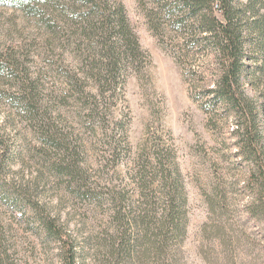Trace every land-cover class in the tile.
<instances>
[{
	"label": "rangeland",
	"instance_id": "obj_1",
	"mask_svg": "<svg viewBox=\"0 0 264 264\" xmlns=\"http://www.w3.org/2000/svg\"><path fill=\"white\" fill-rule=\"evenodd\" d=\"M238 1L253 6L245 91L262 109L264 134V0ZM123 2L149 58L128 70L118 102L99 116L88 114L85 98L61 95L63 76L79 58L64 34L56 41L39 20L0 4V52L14 49L22 76L39 79L40 105L69 150L48 151L69 165L65 175L50 171L34 150L35 122L16 99L17 79L1 75L0 264H61L60 245L40 215L71 236L77 264H264L260 184L250 181L255 166L239 154L236 117L204 91L213 87L211 56L199 41L182 62V36L151 29V0ZM144 176L157 192L147 190ZM165 176L185 200L180 236L157 223L168 205Z\"/></svg>",
	"mask_w": 264,
	"mask_h": 264
},
{
	"label": "trees",
	"instance_id": "obj_2",
	"mask_svg": "<svg viewBox=\"0 0 264 264\" xmlns=\"http://www.w3.org/2000/svg\"><path fill=\"white\" fill-rule=\"evenodd\" d=\"M140 1L145 5V0ZM151 2L153 8L146 10L151 29L168 39L182 36L184 43L180 44L177 52L182 62L189 58L193 46L199 41L211 56L213 87L209 85L204 91L212 97L215 106L223 107L236 117L239 154L255 166L250 181L256 180L260 184L256 201H259L261 209L264 208L262 109L245 91L248 79V39L253 29L247 20L253 6H241L238 0ZM0 4L19 9L26 16L39 20L56 41H63L60 33L64 34L66 42L76 49L79 58L77 61L75 58L72 60L76 63L73 73L63 76L65 89L61 95L66 97L71 93V97L76 99L85 98L87 102L83 104L90 116L106 114L104 111L117 103L122 95L128 70H139L143 61L149 58L131 27L123 0H0ZM47 4L49 8L42 7ZM22 72V64L16 60L14 49L7 48L6 54L0 52V76L8 73L17 79L22 96L16 99L21 101L24 113L35 122L33 132L37 135V145L34 150L40 159L47 161L50 171L65 175L69 167L65 159H56L48 154L50 150L58 154L69 151L65 137H62L56 121L40 105L36 85L39 79L22 76ZM161 172L164 175L168 173L163 168ZM143 180L151 194L157 192L153 178L144 176ZM164 180L162 191L168 205L161 211V216L157 214L160 216L156 218L157 223L173 236H180L185 234L180 222L181 204L185 205V200L178 185L171 186L167 176ZM143 195L146 202H149V195ZM39 221L46 235L52 236L59 243L61 264H77V248L56 219L40 215ZM151 224L150 220L145 225Z\"/></svg>",
	"mask_w": 264,
	"mask_h": 264
}]
</instances>
